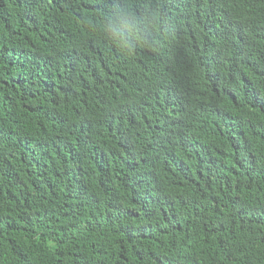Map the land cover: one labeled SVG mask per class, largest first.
<instances>
[{
    "label": "trees",
    "instance_id": "16d2710c",
    "mask_svg": "<svg viewBox=\"0 0 264 264\" xmlns=\"http://www.w3.org/2000/svg\"><path fill=\"white\" fill-rule=\"evenodd\" d=\"M0 264H264V0H0Z\"/></svg>",
    "mask_w": 264,
    "mask_h": 264
}]
</instances>
